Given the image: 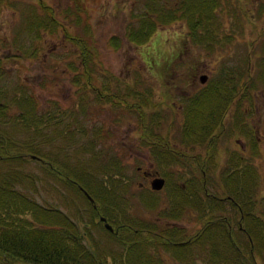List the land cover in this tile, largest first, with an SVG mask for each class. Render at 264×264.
I'll return each instance as SVG.
<instances>
[{
    "label": "rangeland",
    "instance_id": "374dc122",
    "mask_svg": "<svg viewBox=\"0 0 264 264\" xmlns=\"http://www.w3.org/2000/svg\"><path fill=\"white\" fill-rule=\"evenodd\" d=\"M179 1L0 0V34L2 36L0 46L3 56L0 63V89L3 92L1 96L12 101L13 96L20 98L24 93L32 95L35 97L36 107L32 109L30 106V112L41 115L40 118L35 117L34 125H31L29 130L21 124L8 127L12 135L10 147L12 154L24 152L27 147L26 142H32L35 146L42 143V152L65 145V139L62 137H57L56 141H50L49 136L65 128V121L73 117L78 118L84 127L91 122L92 126L96 127L95 130L105 123V118L107 121H117L116 125L120 130H134L133 127L139 122L138 109L143 110L148 106L150 108L147 109V115L158 121L156 128L159 127L160 121L162 122V115H165V127L168 131H172V135H176L182 127L183 120L180 122L179 119L180 107L173 109V99L176 96L188 97L198 91L211 77L221 80L218 82H224L226 78L232 76L233 79L228 86L233 89L234 100L229 105L227 114L221 117L219 125H223V121L227 123L231 121L234 123L236 132L230 140L221 138V146L219 145L215 159L216 173L212 174L211 178L215 181L219 172L227 167L225 165H233L227 159L234 149L243 154V151H246L248 156L254 159L255 167L260 170L259 175L254 173L251 175L259 176V181L252 187L254 188L252 195L255 194L256 202L264 207V0H215L220 2L218 10L225 18L223 27L215 24L214 31L218 32L217 36L212 32L203 37L194 33V38H188L193 28L194 21L191 20L194 17L197 18L200 13L206 12L214 4V0H184L186 10L176 16L171 12L174 11L175 6L179 5ZM192 2L194 3L192 8L196 10L194 17L189 13ZM33 7L39 13L41 23L38 29L41 31L32 32L29 27L32 24L31 21L37 18L32 13ZM154 12L157 16H151ZM50 15L56 18V22L54 26L50 24L46 27L44 25ZM143 23L150 24L152 27L144 39L137 42L131 34L127 35V26L134 24L133 29H137ZM85 42L90 48L83 53L79 45ZM92 47L94 50L91 49ZM84 54L94 74L96 84L93 85L103 90L98 92V96H115L114 92L123 95L117 103L112 102V105H109L107 113L104 112L105 102L95 97L97 87L86 85L87 93L82 89L87 80L83 76L78 78L77 70H85V66L79 65ZM248 54L251 55V66L246 65ZM178 71L180 75L177 74ZM202 74L207 75L204 83L200 80ZM139 83V87L143 90H146V87L149 89L154 87L157 98L147 96V99L145 97L142 100V106L140 104V107H136L133 106L136 98L131 96L132 94L124 95L131 93V88H136ZM163 90H165L164 94ZM84 96H90V98ZM146 101L147 105H144ZM91 106V110L95 109L94 112L90 110ZM19 109L17 107L15 112ZM62 109L66 113H62ZM236 110H239L238 116H236ZM30 117L29 113L27 118L30 119ZM48 119L53 121L52 123L60 124L48 129L45 122ZM19 121L27 120L20 118ZM243 126L249 129L252 133L251 137L257 141L254 150L250 142L251 138L239 130ZM36 127H39V130H36ZM219 129L220 127L217 128L216 133ZM45 130L48 131L49 136L43 132ZM93 132L94 130L91 131ZM135 134L141 135L142 130H136ZM179 134L176 138H172L175 148L181 146ZM261 137H263L262 140ZM242 143L246 144V150L243 149L245 145L242 147ZM158 146L159 149H163L169 144L163 147L160 141ZM93 147L94 145L90 143L88 148H80V155H84L81 160L83 163L72 166L69 172L75 176L86 175L88 182L96 176L108 185L104 177L105 173L100 171L102 156L105 154L98 153L97 146L94 149ZM72 148L70 147L67 151H72ZM190 150L194 151V149ZM156 154L157 157H153L150 151L141 152V161L140 159L139 161H122L125 162L132 179L131 191H125V193L122 191L123 196L118 192L114 198L104 196L99 199L100 204L107 209L106 212L113 215V219L124 218L131 209L145 213L138 206L148 207L144 204L147 202L145 195L152 196L156 199L154 200L156 203H166L167 195L171 194L169 187L173 182L196 181L186 159L173 158L169 166L166 155L158 151ZM16 160H19V157L13 158L9 161L10 163L7 162V165L10 164L7 168L0 165V171L4 168H6L4 170H10ZM161 164L164 165L163 170L168 176L169 184L157 192L141 189L139 186L143 178L141 168L152 166L154 170L160 169L163 172L157 166ZM23 165L25 170L34 176V180H29L28 183V191L31 194L42 203H53V206L59 210L62 208V211L70 215L72 222L77 223L76 219L79 216L91 218L92 225L87 232L90 235L89 238L103 242L106 240V231L102 223L96 222L99 221L98 218H87L91 209L86 198L74 187L60 183L61 179L58 177L55 180L48 174L49 171L45 172L44 166L48 165V162L42 163L33 158ZM22 186L23 184L20 188ZM91 186L94 187L95 183H91ZM103 188L102 193H107L104 186ZM56 189H58L57 194ZM39 191H42L41 196ZM133 193L134 196H131ZM68 197L72 199V205L67 203ZM220 198H224V195L214 194L216 202L220 201ZM223 201L224 199L220 207L225 204ZM246 205L242 203V206ZM148 209L152 212L157 211V208L156 210ZM199 211L194 206L189 207L183 218L166 222L187 225L193 233L201 223L198 219ZM26 214L32 216L31 213ZM233 219L237 221L235 216ZM82 223L83 219L80 225ZM245 223H247L246 220ZM234 224L235 222H232L231 226ZM258 258L264 262L262 256L259 255ZM17 264H24V261L20 260ZM171 264H186V262L172 261ZM196 264L206 263L199 258Z\"/></svg>",
    "mask_w": 264,
    "mask_h": 264
},
{
    "label": "trees",
    "instance_id": "16d2710c",
    "mask_svg": "<svg viewBox=\"0 0 264 264\" xmlns=\"http://www.w3.org/2000/svg\"><path fill=\"white\" fill-rule=\"evenodd\" d=\"M216 6L217 2L214 1V4L204 12V15L201 13L196 18L195 26L203 20L206 22L215 20ZM31 10L37 18L31 21L32 24L29 27L32 32L41 31L38 29L41 23L39 13L35 7ZM153 15L157 16L155 12L151 14V16ZM55 22L56 18L50 15L44 26L48 27L50 24L54 26ZM133 26L134 24L127 26V35L131 34L137 42L144 39L152 29L151 25L147 23H143L137 29H133ZM132 29L133 32H131ZM79 46L83 53L90 48L87 42ZM91 49L94 50L93 47ZM18 50L20 51V48ZM2 57L0 46V63L3 60ZM88 61L84 54L79 65L85 66V70L75 68L79 74L78 78L83 76L87 80L82 89L87 93L86 85L87 87L88 84L90 87H97L95 89L96 98H100L104 102L113 101L112 96H98V92L103 90L93 85L96 83ZM158 64L160 63L158 62ZM246 65L249 66L248 60ZM177 74L180 75V71ZM158 78L160 77L158 76ZM232 79L231 76L224 82H218L221 80L211 77L200 89L198 88V91L188 97L181 96L182 98L177 100L182 103L179 119L180 122L183 120L182 127L178 131L180 133H178V139L181 143L179 148H175L172 143V138H176L178 134L172 135V131H168L164 125L165 115H162V122L160 121L159 127L156 128L158 121L147 115V109L150 106L143 110L138 109V116L137 114L136 116L139 122L137 124L141 126L142 130L141 140L137 146L138 150L145 153L150 151L153 157H157V151L163 153L168 159L169 166L173 158L186 159L196 181L192 183L186 181L185 188L180 187L178 183L174 186L170 184L169 192L171 194L167 195L166 203H156L154 202L156 199L152 196L145 195L147 202L144 204L148 207L138 205L145 213L131 209L122 219H113V215L108 214L107 209L99 201L104 196L114 198L118 192L123 196V192L131 191L132 187V179L126 169L125 162L119 161V159H124L120 150L111 144L104 143L108 141L107 138L114 137L113 131L118 126L116 125L117 121H107L105 118V123L95 130L96 127L92 126L91 122L84 127L78 118L73 117L65 121V128L57 130L51 136L47 130L43 131L49 136L50 141H56L57 137H62L65 139V145L42 152V143L35 146L32 142H26L27 147L24 152L12 154L10 149L12 135L11 129L8 127L21 124L29 130L31 125H34L35 117L40 118L41 115L37 112L35 114L30 112V106L32 109L36 107L34 96L24 93L20 98L19 96L11 97L12 101H9L7 97L1 96L3 92L0 89V99H4L0 100V165H4L6 168L10 167V164L6 163L19 157V160L11 165L10 170H4L6 168L3 167L4 169L0 171V264H17L20 260H23L24 264H171L172 261L196 264L199 258H202L206 264H264L258 258L260 255L264 259V207L256 202L255 194L252 195L254 189L252 187L259 181V176H251L252 173L259 175V168L255 167L254 162L245 161L249 156L234 149L228 157L229 163L233 165H225L227 167L219 172L215 181L211 178V175L216 173L214 170L217 164L215 159L219 145L221 146V138L230 140L236 132L234 123L231 121L228 123L223 121V125H219L221 117L225 113L227 114L229 105L234 100L233 89L228 86ZM139 86L140 83L136 88H131V93L124 95L132 94L131 96L136 98L133 105L136 107H140L145 97L147 99V96H157L154 87L150 89L146 87V90H143ZM114 93L116 98L123 96L118 92ZM162 93L164 94L165 90ZM159 94H161L160 89ZM84 97L90 98V96ZM113 103L115 102L113 101ZM13 105L20 109L15 112L17 107ZM144 105H147V101ZM110 106L105 105L104 108L109 110ZM239 110H236V116L239 115ZM29 113L31 114L30 119L27 118ZM62 113H66L64 109H62ZM20 118H26L27 121H19ZM237 120L236 117V122ZM45 122L48 129L60 124L52 123L53 121L49 119ZM218 127L220 129L216 133ZM35 129L39 130V127ZM93 130L94 132L91 133ZM239 130L251 138L250 142L254 150L257 141L251 137L252 133L246 126ZM160 141L163 147L167 144L169 146H165L166 149H159ZM90 143L94 145L93 149L97 144L103 143L101 148H98V153L105 154L102 156L100 171L105 173L104 177L110 186L96 176L92 177L91 182H88L86 175L75 176L74 174L73 178L69 176L72 166L83 163L81 160L84 155H80V148H88ZM70 147H74L79 154L72 155L67 151ZM190 149H194V151ZM30 154L34 160L42 156L47 159L49 174L55 180L56 177L61 179L60 183L74 187L86 198L91 209L87 218L97 217L99 221L96 222L102 223L106 231L104 242L98 239L91 240L89 234L86 236L84 233L83 235L81 228L83 230L88 228V232L92 225L91 218L86 219L79 216L75 223L72 222L70 215L61 209L52 205L43 209L46 203H39L35 198L20 195L22 193L19 188L20 182H24L23 180L29 182L34 178L33 174L25 170L23 165L33 159ZM110 156L116 157V159L110 160ZM139 159L141 161L140 156L137 161ZM157 166L163 170V164ZM169 172L172 173L170 169ZM162 173L165 174L164 170ZM91 183H95V186H91ZM214 183L216 185L213 188H217L218 193L226 194L218 202L215 201L213 189L210 187ZM103 186L107 193H102ZM131 196H134V193ZM68 199L67 203L72 205V199L69 197ZM223 199L225 204L220 207ZM242 203L247 205L242 206ZM193 206L200 210L198 219L201 222L195 232L192 233L191 228L189 229L187 225L171 224L172 221L166 222L183 218L187 208ZM148 208H157V211L152 212ZM26 213H31L32 216H28ZM53 214L58 217L55 222L51 220ZM102 215L106 217L105 220L101 219ZM233 216L237 221L233 219ZM82 219L83 223L80 225ZM89 221L90 224L87 225L86 222ZM105 221H109L113 225V229L107 228ZM242 221V226H239ZM232 222H235L233 226H231ZM76 235L79 237L77 238Z\"/></svg>",
    "mask_w": 264,
    "mask_h": 264
},
{
    "label": "flooded vegetation",
    "instance_id": "af4514ba",
    "mask_svg": "<svg viewBox=\"0 0 264 264\" xmlns=\"http://www.w3.org/2000/svg\"><path fill=\"white\" fill-rule=\"evenodd\" d=\"M179 1V0H178ZM212 1V0H211ZM215 1V0H214ZM180 3H179V5L178 6H175L173 9H174V11L172 10V14H174V15H176V16H178V15H180V14H182L185 10H186V4L184 3V0H182V1H179ZM217 2V6H216V12H217V14H216V19L215 20H211V21H205V20H203L201 23H199L198 25H196L195 26V20L194 19H196V17H194L195 15H196V13L194 14V15H192V17H194L191 21H194L193 22V28L191 29V32H189V35H188V38L190 37H192V38H194L195 37V35H194V33H197L198 35H199V37H203V36H207V34H209V32H212V33H214L216 36L218 35V32L217 31H214V27L216 26L215 24L217 23L220 27H223V22H225V18H224V16H222L221 14H220V12H219V10H218V6H219V4H220V2L219 1H216ZM207 11V10H206ZM190 13V12H189ZM201 14V13H200ZM199 14V15H200ZM203 15H204V12H203ZM199 17V16H198ZM197 17V18H198ZM197 20V19H196ZM195 26V27H194ZM127 30V29H126ZM131 32H133V30H131ZM213 42H215V41H213ZM248 58H247V60H248V62H249V66H251L250 65V62H252V60H251V55L250 54H248ZM263 60V59H262ZM223 63H225V62H223ZM222 64V63H221ZM220 64V65H221ZM194 81V80H193ZM175 86H178V85H176L175 84ZM179 92V91H178ZM181 96V95H180ZM154 98H157L156 96H153ZM177 98H179V96H176L174 99H173V103H174V107H173V109H177V108H181L182 106V103H179L177 100H175V99H177ZM121 98H120V96H118V98H116L115 96H112V100L115 102V103H117L118 102V100H120ZM113 101H111V102H113ZM111 102H105V104L106 105H110V104H112ZM112 110V109H111ZM95 111V110H94ZM93 111V112H94ZM104 112L105 113H107L108 112V110L107 109H105L104 110ZM134 128V130L133 129H131V130H120L119 128H116V129H114V137H110L109 139H108V141L107 142H104V143H106V144H111V145H113L116 149H118V150H120V154H122L123 155V158L124 159H119V161H125V162H127V161H129V160H138V156H140L141 155V151L140 150H138V148H137V146H138V144H139V142H140V140H141V138H140V135H137V134H135V132H136V130L138 131L139 129H141V126H138V124L136 123V125H135V127H133ZM114 138V139H113ZM262 138L263 137H261V140H262ZM105 140V139H104ZM113 143V144H112ZM103 145V143H99V144H97V147L98 148H101V146ZM245 145V146H244ZM117 146L119 147V148H117ZM244 146V150H246V144L245 143H242V147ZM125 148H127V149H125ZM129 149V150H128ZM74 150H75V152H74ZM72 155L73 154H79L78 152H76V149L73 147L72 148V152L71 151H69ZM244 152V154L245 155H247L248 156V154H247V152L246 151H243ZM150 158V157H149ZM244 158V157H243ZM247 158V160H245L246 162H248V163H250V162H254L253 160V158H251V157H246ZM112 159H116V157H111L110 156V160H112ZM37 160H40L42 163H44V162H46V161H48L47 159H45V158H43V156L42 157H40V158H38ZM228 160V159H227ZM45 167V172H47L48 170H47V165H45L44 166ZM54 167V166H53ZM141 173H142V180L140 181V183H139V186H140V188L141 189H148V190H151V191H158V190H155L154 188H152V185H151V181L154 179V177L156 176V175H162V176H164V186L163 187H165V185L167 184H169V180H168V176L166 175V174H163L162 173V171H160V169H156V170H154L153 169V167L152 166H150V168H141ZM49 174V173H48ZM50 175V174H49ZM74 174L72 173V174H69V176L70 177H72ZM74 177V176H73ZM72 177V178H73ZM177 181V180H176ZM178 183V185L180 186V187H182V188H185V186H186V182L184 183V182H182V180L181 181H177V182H173L171 185L172 186H174V185H176ZM148 184H149V186H148ZM216 184L214 183V184H211L210 185V187L213 189V193L214 194H216V195H224V197H225V195L226 194H220V193H218V191H217V188L215 189V188H213L214 186H215ZM57 192H58V189H56L55 190V193L57 194ZM207 192L208 193H210L208 190H207ZM39 193H40V195L39 196H41L42 195V191H39ZM66 194V193H65ZM35 199L39 202V203H42V202H40L39 200H38V198L35 196ZM45 205V204H44ZM45 207H47V206H44L43 207V209L45 208ZM60 209H62V208H60ZM174 222H178V220H174ZM87 223V225H89L90 223H88V222H86ZM242 223H240L239 224V226H242L241 225ZM229 225H230V223H229ZM81 231H82V233H83V235H84V233L86 234V236L88 235V233H87V231H86V229L84 228V230L81 228ZM76 237L78 238L79 236L78 235H76Z\"/></svg>",
    "mask_w": 264,
    "mask_h": 264
},
{
    "label": "bare ground",
    "instance_id": "6f19581e",
    "mask_svg": "<svg viewBox=\"0 0 264 264\" xmlns=\"http://www.w3.org/2000/svg\"><path fill=\"white\" fill-rule=\"evenodd\" d=\"M203 1H211V0H203ZM193 2H192V4H191V6H189L190 7V13L192 14V15H194L195 13H196V10L194 9V8H192V6H193ZM174 15V14H173ZM32 180H34V178L32 179ZM24 182H20V184H19V188H20V186L23 184V186H22V188H20L21 189V191H22V193L20 194L21 196H24V197H29V198H34L35 197V195H33V194H31L29 191H28V183L29 182H26V180H23ZM53 206V203H47V204H45V206ZM54 208V207H53ZM103 216V215H102ZM105 217V216H104ZM56 219H58V217L55 215V214H53L52 216H51V220H52V222H55V220ZM109 222V221H108Z\"/></svg>",
    "mask_w": 264,
    "mask_h": 264
},
{
    "label": "water",
    "instance_id": "95a60500",
    "mask_svg": "<svg viewBox=\"0 0 264 264\" xmlns=\"http://www.w3.org/2000/svg\"><path fill=\"white\" fill-rule=\"evenodd\" d=\"M206 78H207V76L206 75H204V76H202L201 77V79H202V82H205V80H206ZM163 184H164V178L162 177V176H156L153 180H152V185H153V187L154 188H161L162 186H163ZM90 195V194H89ZM92 198V197H91ZM93 199V198H92ZM102 219H106V217H102ZM106 226L108 227V228H110V229H113V225L110 223V222H108V221H106Z\"/></svg>",
    "mask_w": 264,
    "mask_h": 264
}]
</instances>
